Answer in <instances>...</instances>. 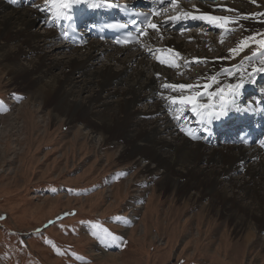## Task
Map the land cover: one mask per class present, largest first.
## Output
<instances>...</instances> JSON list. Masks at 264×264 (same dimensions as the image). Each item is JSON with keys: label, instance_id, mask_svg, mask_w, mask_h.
I'll use <instances>...</instances> for the list:
<instances>
[{"label": "bare ground", "instance_id": "1", "mask_svg": "<svg viewBox=\"0 0 264 264\" xmlns=\"http://www.w3.org/2000/svg\"><path fill=\"white\" fill-rule=\"evenodd\" d=\"M112 1L116 0H77L67 18L62 13L57 19L49 0H0V76L6 77L8 86L28 91L18 112L30 102L41 109L49 106L51 110L43 123H61L68 133L76 131L72 136L80 134L83 142L96 138L100 149L112 145L114 154L103 152L104 156L114 155L122 171H133L128 205L133 217L142 208L144 197L158 192L171 205L165 217H170L174 202L186 204L194 210L187 220H197L202 215L205 231L211 226L214 234L221 232L222 238L242 236L235 245L245 244L248 253L253 252L251 255L264 252V137L259 146L236 142L239 129L253 124L250 117L254 113L264 122V91L257 87V79L264 77V71H255L264 68V58L251 55L236 65H228L225 58L230 51H220L221 38L184 36V42L196 54L191 56L176 35L187 20H202L208 27L224 30L228 25L217 26L191 16L236 20L244 28L243 34L248 35L264 22V0H200L202 3L194 9L185 6L183 0H175L179 7L173 8L172 0H168L170 15H157L151 21L158 30L148 27L141 44L129 48L91 40L85 30H80L87 37L80 48L66 41L67 21L90 18L94 4ZM215 1L224 2L221 6L234 13H216L218 10L212 8ZM183 12L191 16L171 19ZM36 21L42 22L43 32L32 30ZM47 48L54 53H48ZM101 58L106 63L99 65ZM137 59L139 64L133 68ZM197 63L206 68L192 76V82L174 78L172 71L176 68ZM239 84L242 87L237 95L225 97L234 101L227 115L217 117L219 93L227 91L229 85ZM165 85L177 87L173 91ZM192 96L213 114L202 121L193 113L191 104L172 103L171 99ZM177 107L185 109L171 113V108ZM13 115L0 116V140L7 135L15 134L17 138L25 134L27 119ZM187 115L188 121L183 123ZM77 124L88 131L84 137ZM189 132L197 138L193 139ZM4 151V147L0 148L1 155ZM108 193L109 198H115L112 189ZM195 229L200 238L202 231ZM255 262L249 259V264Z\"/></svg>", "mask_w": 264, "mask_h": 264}, {"label": "rangeland", "instance_id": "2", "mask_svg": "<svg viewBox=\"0 0 264 264\" xmlns=\"http://www.w3.org/2000/svg\"><path fill=\"white\" fill-rule=\"evenodd\" d=\"M42 1L48 0H34ZM183 3L194 9L202 2ZM223 4L215 1L212 8L223 15L234 13L225 10ZM170 13L168 7L159 15ZM187 21L177 31L178 42L191 35L221 38L220 51H230L225 58L228 65H236L251 55L264 58V22L259 30L244 35V28L236 20L229 22L225 30L208 27L202 20ZM42 28V22L36 21L32 30L43 32ZM186 48L196 56L190 44ZM47 52L54 53L48 48ZM146 56L152 59L151 54ZM138 59L133 68L139 64ZM105 63L102 58L97 62ZM204 68L197 63L172 72L177 81L190 83L192 76ZM258 82L264 91V79ZM27 93L23 88L8 86L6 77L0 79V116L12 113L28 121L23 136L16 138L12 134L0 140V148L5 149L0 154V264H249L251 258L255 264H264V252L251 255L253 252L248 253L245 244L235 245L242 236L222 238L221 232L214 234L211 226L205 231L202 215L197 220H187L194 210L186 204L174 202L170 217H165L171 205L158 192L152 191L151 196L149 192L133 217L128 206L133 171H122L114 155L104 156L114 154L113 146L100 149L96 138L83 142L80 134L72 136L76 131L68 133L61 123H43L51 110L49 106L41 109L30 102L19 113ZM179 109L185 108H171V113ZM188 118L187 115L183 123ZM77 127L84 137L88 131L81 124ZM110 189L115 198H109ZM195 228L202 231L200 238ZM103 229L119 239L107 237Z\"/></svg>", "mask_w": 264, "mask_h": 264}, {"label": "snow or ice", "instance_id": "3", "mask_svg": "<svg viewBox=\"0 0 264 264\" xmlns=\"http://www.w3.org/2000/svg\"><path fill=\"white\" fill-rule=\"evenodd\" d=\"M76 2H77V0H49L51 7L55 10L54 14H55L57 19L61 18L62 13L64 15V18H67L68 11L71 10L72 4L76 3ZM95 6L96 5L94 4L93 7H95ZM172 7L173 8L179 7L176 4L175 0H172ZM41 10H43V9H41ZM262 15H264V14H262ZM190 16H191L190 13L183 12L179 16L171 17V19L178 20L180 18H188ZM191 18L192 19H206L209 23H216L217 26H223L224 24L229 23V22L234 23V21H229L227 18H223V17H204V16L196 17V16H191ZM149 27H151L152 29L158 30L156 24L150 23ZM262 63H264V62H262ZM169 66H175V65L170 64ZM255 71H258V72L264 71V68H257V69H255ZM165 87H170V88H172L173 91H175L177 86L176 85H165ZM184 87H185L184 85H180V88H184ZM187 87L192 88L193 85H188ZM240 87H242V84L235 85V86L229 85L227 91L223 90V89L221 90V92L219 93V95L221 96V104L219 106V111L215 113V115L217 117L227 115L228 110H229V105L234 103V101L225 99V97L229 96V95H231V96L237 95ZM171 99H172V103L191 104L193 113L195 115H197L198 117H200L202 121L205 119L206 116H211L213 114L212 112H206L205 111V109L208 106L202 105V104H197L195 96L180 97L179 99H176V98H171ZM2 106H3V102H0V108H2ZM236 110H239V108H237ZM187 134L192 136L193 139L197 138L191 132H189ZM244 143H247V141L244 140ZM118 219H121V218H118ZM93 227H99V226L94 225ZM103 232L105 233V235L107 237H111L112 240L119 239L118 237L114 236L111 232H109L107 229H103ZM93 234L95 235V233H93Z\"/></svg>", "mask_w": 264, "mask_h": 264}]
</instances>
